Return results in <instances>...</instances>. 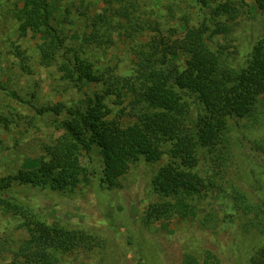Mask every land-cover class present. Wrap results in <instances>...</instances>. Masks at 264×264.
<instances>
[{"label": "trees", "instance_id": "obj_1", "mask_svg": "<svg viewBox=\"0 0 264 264\" xmlns=\"http://www.w3.org/2000/svg\"><path fill=\"white\" fill-rule=\"evenodd\" d=\"M245 1L197 0L205 18L197 26L185 21L175 39L159 36L136 45L129 76L117 75L110 66L96 65L84 52L112 46L113 32L130 36L126 23L133 32L148 30L135 21L142 15L137 0H125L124 8L90 18L85 50L80 52L67 47L62 32L51 24L49 0H22V6H14L18 35L22 38L31 34L40 42L38 64L54 66L84 96L73 107L56 104L41 110L56 116L64 112L66 116L57 122L60 136L46 149L48 161L41 159L34 167L0 179V208L20 215L30 233L16 252L17 259L23 264H66L68 255L102 248L110 239L126 252L135 244L130 264H144L140 230L149 229L155 222H168L174 214L184 221L202 211L198 228L203 231V239L206 231H222L228 215L240 220L243 232L264 237V201L253 202L239 188L227 192L220 182L233 151V128L238 122L264 127V34L251 44L242 61L236 60L228 46L217 42L219 36L231 32L247 5ZM250 1L257 10L264 11V0ZM180 60L184 62L182 69L175 64ZM89 85L99 90L87 92L84 89ZM125 101L132 120L129 124L111 118L112 107ZM252 149L264 153V138L255 141ZM93 152L101 161L100 183L106 189L117 187L118 179L131 164L155 167L165 156L166 161L150 179V189L159 201L150 204L143 218L130 224V229L125 228L128 242L121 239L123 232L117 231L113 214L107 217L101 213L97 218L88 212L78 224H49L30 209L3 197L14 184L72 195L90 175L81 163L83 153L90 156ZM221 193L229 199L218 209L220 202L217 204L216 199ZM157 235L154 238L165 248L167 264H235L229 246H225V256L232 261L224 260L223 250L218 249L223 247L220 241L207 240L203 259L189 252L176 258L169 241ZM245 264H264V246L258 247Z\"/></svg>", "mask_w": 264, "mask_h": 264}, {"label": "rangeland", "instance_id": "obj_2", "mask_svg": "<svg viewBox=\"0 0 264 264\" xmlns=\"http://www.w3.org/2000/svg\"><path fill=\"white\" fill-rule=\"evenodd\" d=\"M137 1L138 13L142 15L135 21L148 30L142 34L133 32L130 24L126 23L125 29L130 36L125 33L122 35V31L113 32L112 46L84 52L96 65L110 66L119 76L131 74L136 45L162 36L165 39H175L180 36L179 32L184 28L185 21L190 26H197L205 18L197 0ZM49 2L52 6L51 24L62 32L67 47L79 52L84 47V38L88 33V20L107 14L109 10L124 8L125 5V0ZM245 2L247 5L241 9L231 32L217 38L218 43L235 52L237 61L246 59L251 44L264 34V11L257 10L250 0ZM16 4L22 6V0H0V179L15 175L25 167H34L41 159L49 160L46 149L60 136L57 122L64 120L66 116L64 112L60 116L42 112L43 108L56 104L69 108L79 105L84 98L82 92L62 78L54 66L43 67L38 64L37 46L40 42L31 34L22 38L18 35L12 12ZM19 51L23 53L22 56H19ZM175 64L180 69L184 66L182 60ZM84 90L91 92L99 88L89 85ZM112 109L114 114L111 118L119 119L124 124L132 122L128 117L127 101L117 108L113 106ZM238 123L233 128V151L220 182L227 192H230V188H239L253 202L264 201V153L252 149L255 141L264 138V127L255 128L246 126L243 122ZM165 161L164 156L162 162L155 167L139 162L131 164L118 179L117 187L106 189L100 183L102 164L98 155L94 152L90 156L83 153L81 163L90 175L74 194L64 195L14 184L2 195L11 202L30 209L49 224H78L88 212L97 218L101 213L107 217L113 214L118 226L116 229L123 232L121 239L125 242V228L130 229V224L143 218L150 204L159 201L150 189V179L153 171ZM221 194L223 195H218L216 199L217 204L220 202L218 209L229 199L226 193ZM226 207L229 210V204ZM203 214L202 211L197 217L190 215L184 221L174 214L168 222H155L149 229L140 230L138 240L144 255L143 263L167 264L165 248L155 240L156 234L161 239L166 238L167 243L169 241L170 251L176 258L183 252H189L203 259L202 249L208 245L209 240L213 243L221 242L223 247L218 249L223 250L226 262L232 261L225 256V246H229L233 251L235 264H245L246 259L255 254L258 247L264 246L263 236L243 232L240 229V220L230 215L223 223L222 231H206L208 234L205 239L201 238L203 231L198 228V222ZM24 221L20 215L6 213L0 208V264H23L15 254L30 236ZM107 240L110 242L103 243L102 248L68 255L66 264H130V254L136 250L133 240L131 242L134 245H130L127 252L110 239Z\"/></svg>", "mask_w": 264, "mask_h": 264}]
</instances>
